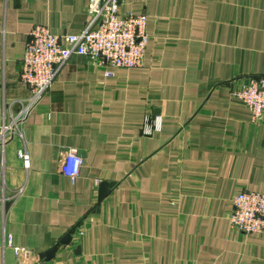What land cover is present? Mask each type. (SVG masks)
<instances>
[{
	"label": "crops",
	"instance_id": "1",
	"mask_svg": "<svg viewBox=\"0 0 264 264\" xmlns=\"http://www.w3.org/2000/svg\"><path fill=\"white\" fill-rule=\"evenodd\" d=\"M87 5L0 0V127L30 97L19 81L30 31L78 34ZM120 11L147 17L141 67L72 57L0 148V264H45L38 255L68 233L52 264H264V233L228 224L239 192L264 193V123L233 95L264 76V0H125ZM69 149L82 153L74 183L59 170Z\"/></svg>",
	"mask_w": 264,
	"mask_h": 264
},
{
	"label": "built area",
	"instance_id": "2",
	"mask_svg": "<svg viewBox=\"0 0 264 264\" xmlns=\"http://www.w3.org/2000/svg\"><path fill=\"white\" fill-rule=\"evenodd\" d=\"M125 0H88V21L78 34L61 36L41 25L33 27L20 62L19 81L30 90V97L17 115L0 127V148L11 138L22 137V125L30 112L43 100L61 69L74 56L86 57L103 69L140 68L149 37L147 17L131 12L121 13ZM107 74H109L107 72ZM250 111L255 123H264V76L251 78L233 92ZM148 117L146 118V122ZM157 128V127H155ZM24 169L30 157L25 148L17 150ZM83 164L77 151L69 149L60 161L62 175L74 183ZM230 229L244 235L264 233V193L241 191L232 200ZM82 232H78V236ZM11 236L6 246L11 247Z\"/></svg>",
	"mask_w": 264,
	"mask_h": 264
},
{
	"label": "water",
	"instance_id": "3",
	"mask_svg": "<svg viewBox=\"0 0 264 264\" xmlns=\"http://www.w3.org/2000/svg\"><path fill=\"white\" fill-rule=\"evenodd\" d=\"M78 156H81L82 153H77ZM109 194V190L107 187V183H102L99 186L98 191V202H100L104 197H106ZM71 242V233L66 234L57 245L53 246L52 248L48 249L47 251L40 253L38 255V259L41 261H44L45 264H52V259L55 256L56 250L58 245H67ZM76 251H79V249H76Z\"/></svg>",
	"mask_w": 264,
	"mask_h": 264
},
{
	"label": "rangeland",
	"instance_id": "4",
	"mask_svg": "<svg viewBox=\"0 0 264 264\" xmlns=\"http://www.w3.org/2000/svg\"><path fill=\"white\" fill-rule=\"evenodd\" d=\"M230 228V227H229Z\"/></svg>",
	"mask_w": 264,
	"mask_h": 264
}]
</instances>
